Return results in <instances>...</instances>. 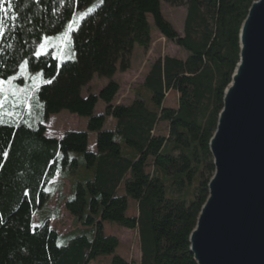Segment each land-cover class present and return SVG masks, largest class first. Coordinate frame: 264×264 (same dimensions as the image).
<instances>
[{"label":"trees","instance_id":"obj_1","mask_svg":"<svg viewBox=\"0 0 264 264\" xmlns=\"http://www.w3.org/2000/svg\"><path fill=\"white\" fill-rule=\"evenodd\" d=\"M255 1L0 0V85L21 82L23 65L41 74L21 105L20 95L5 101L0 94V264H90L105 256L110 264H132L115 254L120 242L104 234L105 222L137 231L139 264H196L189 236L214 173L209 141L239 63V30ZM162 2L185 8L181 33L163 17ZM88 8L71 31L68 54H37L45 39L72 27ZM149 16L188 56L154 61L132 102L115 106L120 86L113 77L129 70L136 47L151 46ZM95 75L110 82L83 98ZM172 91L177 103L167 107ZM99 101L106 109L95 115ZM62 111L87 118V131L47 137L45 123ZM161 122L167 136L155 135ZM89 132L97 135L94 152ZM56 176L58 185H51ZM62 180L70 181V193L58 192L51 210L48 189L61 191ZM195 180L190 203L168 196L185 197ZM128 198L137 205L132 217ZM62 202L77 228L63 237L49 227Z\"/></svg>","mask_w":264,"mask_h":264},{"label":"water","instance_id":"obj_2","mask_svg":"<svg viewBox=\"0 0 264 264\" xmlns=\"http://www.w3.org/2000/svg\"><path fill=\"white\" fill-rule=\"evenodd\" d=\"M238 39L209 141L214 173L189 236L196 264H264V0L251 4Z\"/></svg>","mask_w":264,"mask_h":264},{"label":"rangeland","instance_id":"obj_3","mask_svg":"<svg viewBox=\"0 0 264 264\" xmlns=\"http://www.w3.org/2000/svg\"><path fill=\"white\" fill-rule=\"evenodd\" d=\"M91 8H88L82 12H80L77 16L72 19L73 26H68L67 29L54 36L44 40L43 49L38 48V53L42 54L48 52L49 50L56 51L59 53V57L64 54L69 53V49L72 47V38L71 31L75 28V26L80 22V20L90 12ZM161 12L163 17L172 24L174 29L181 33L184 25V20L186 16V10L184 7H175L168 5L164 2L161 3ZM148 22L151 27V38L152 43L147 51H144L141 48L136 47L130 58V68L125 73L117 72V74L113 77V80L116 81L120 86V91L115 98L113 104L117 105H128L133 100V93L136 89L140 88L144 82V75L147 71L149 65H151L154 61L159 58L170 57V58H185L188 54L182 51L178 46L174 43L167 41L163 38L156 30L152 17H148ZM16 80L21 82L16 83H7L0 85V94L4 96V100L10 99L11 96L20 95L19 104L23 103L24 94L29 93V97L32 96L33 91L37 83L41 80V74H30L26 70V66L23 65L19 70V73L16 77ZM110 82L109 79L100 78L98 76H94L93 80L89 85L84 87L81 91V96L86 98L90 94L98 95L100 91ZM165 106L167 107H175L177 103V95L174 91L170 92L165 99ZM36 107L33 108L35 110ZM106 109V105L99 101L95 107L94 114L101 115L104 114ZM34 114V113H33ZM87 118H79L74 115H71L67 111H62L59 114L50 116L49 120L45 123L47 132V137L61 138L66 132H86L87 131ZM112 120L108 119L107 121V129L112 128ZM166 123H159L155 128V135L167 136L168 132L166 130ZM96 133L89 132V142H88V150L95 151L96 150ZM66 181L64 182V184ZM63 184V183H62ZM56 185V184H52ZM197 187V180L193 183L191 187H188L186 196L182 197L179 194H171L170 191L168 193L169 197L178 199L180 201L185 200L187 203L193 201V191ZM69 193V187L64 185L62 196H67ZM119 195L125 196V190L122 186L119 190ZM58 204V197H53L49 206L54 207ZM137 205L134 200L128 198V210L127 216L132 217L136 214ZM59 215L57 218H52L50 220V228L55 231L59 236L63 237L71 232H73L76 228L74 225V221L72 216L65 210L64 203H60L58 205ZM37 217H33V226L37 225ZM104 226V234L107 236L116 237L120 246L116 250V255L121 256L122 258L128 259L132 264H139L141 259V253L139 248V239L136 230H128L120 227L118 224L112 222H105ZM79 228V226H77ZM111 256L99 257L96 261L90 264H110Z\"/></svg>","mask_w":264,"mask_h":264},{"label":"crops","instance_id":"obj_4","mask_svg":"<svg viewBox=\"0 0 264 264\" xmlns=\"http://www.w3.org/2000/svg\"><path fill=\"white\" fill-rule=\"evenodd\" d=\"M70 55V54H69ZM75 116V115H74ZM77 117V116H76ZM62 138V137H61ZM61 138H59V139H61ZM59 181H60V179H59V177L58 176H56L55 177V179L50 183L51 185L52 184H56V185H58V183H59ZM66 181V183L64 184V182ZM61 183H63L62 184V186H61V191H60V189L59 188H57V189H55V188H53V187H51L50 186V188L48 189V191H49V193H50V200L53 198V197H58V192H61V194H62V191H63V188H64V185L65 186H68L69 187V193H70V181H68V180H62V182ZM56 185H54V186H56ZM69 193H68V195H69ZM68 195L67 196H65V198H67L68 197ZM64 197V196H63ZM64 203V202H63ZM65 205V204H64ZM50 209H51V207L50 206H48ZM54 207H52V209L51 210H54L53 209ZM37 217V221H38V216H36ZM50 223V222H49ZM50 225V224H49ZM34 227V226H33ZM50 227V226H49Z\"/></svg>","mask_w":264,"mask_h":264},{"label":"snow or ice","instance_id":"obj_5","mask_svg":"<svg viewBox=\"0 0 264 264\" xmlns=\"http://www.w3.org/2000/svg\"><path fill=\"white\" fill-rule=\"evenodd\" d=\"M101 2H102V0H101ZM9 3H10V0H9ZM3 29V24L2 23H0V30H2ZM43 45H41V49H43ZM38 55H39V53H37ZM5 155H7L6 153H5Z\"/></svg>","mask_w":264,"mask_h":264},{"label":"bare ground","instance_id":"obj_6","mask_svg":"<svg viewBox=\"0 0 264 264\" xmlns=\"http://www.w3.org/2000/svg\"><path fill=\"white\" fill-rule=\"evenodd\" d=\"M194 230V229H193ZM192 233V232H191Z\"/></svg>","mask_w":264,"mask_h":264}]
</instances>
